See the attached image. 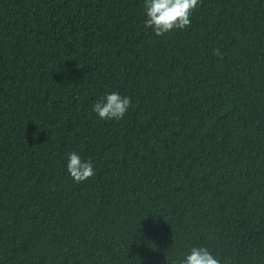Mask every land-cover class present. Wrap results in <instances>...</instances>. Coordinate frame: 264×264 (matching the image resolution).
<instances>
[{
    "label": "trees",
    "instance_id": "trees-1",
    "mask_svg": "<svg viewBox=\"0 0 264 264\" xmlns=\"http://www.w3.org/2000/svg\"><path fill=\"white\" fill-rule=\"evenodd\" d=\"M143 5L0 0V264H264V0L163 36ZM111 92L121 120L92 111Z\"/></svg>",
    "mask_w": 264,
    "mask_h": 264
},
{
    "label": "clouds",
    "instance_id": "clouds-1",
    "mask_svg": "<svg viewBox=\"0 0 264 264\" xmlns=\"http://www.w3.org/2000/svg\"><path fill=\"white\" fill-rule=\"evenodd\" d=\"M201 0H144L146 16L144 27L153 30L156 36H163L173 30H184L191 26L193 11ZM213 55L223 59L220 50L213 49ZM131 107V98L118 92L106 93L97 100L92 111L102 120H121ZM67 171L76 183L95 176V167L91 159L82 160L77 152L68 153ZM173 264H220L206 247H192L183 259Z\"/></svg>",
    "mask_w": 264,
    "mask_h": 264
}]
</instances>
